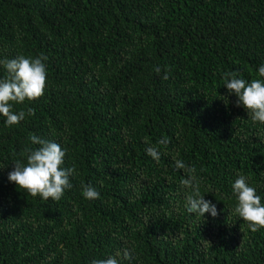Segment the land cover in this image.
I'll list each match as a JSON object with an SVG mask.
<instances>
[{
  "label": "trees",
  "instance_id": "1",
  "mask_svg": "<svg viewBox=\"0 0 264 264\" xmlns=\"http://www.w3.org/2000/svg\"><path fill=\"white\" fill-rule=\"evenodd\" d=\"M41 54L43 97L13 104L18 125L0 116V264H93L126 248L120 264H264V229L250 231L232 191L243 175L264 204V124L224 86L226 73L260 78L264 0H0V60ZM31 135L76 169L58 202L8 180L39 147ZM164 138L157 162L146 148ZM175 159L195 167L215 218L186 211Z\"/></svg>",
  "mask_w": 264,
  "mask_h": 264
},
{
  "label": "clouds",
  "instance_id": "2",
  "mask_svg": "<svg viewBox=\"0 0 264 264\" xmlns=\"http://www.w3.org/2000/svg\"><path fill=\"white\" fill-rule=\"evenodd\" d=\"M47 57L41 54L36 58L18 56L15 59L0 60L6 70L4 78L0 79V116L5 119L8 127L18 125L25 119L24 111L14 112L13 104L32 103L43 97L47 85V69L45 61ZM157 74L160 68L154 69ZM259 79H253L250 83L237 78V73H226L224 86L229 95L237 97L236 106L243 107L253 122L264 124V65L258 69ZM167 79V74L163 77ZM34 109L28 108L27 115H34ZM32 144L37 148L26 149V163L17 161L14 169L8 174V180L24 190L32 197L39 196L42 200L58 202L66 189L71 188L70 176L75 167L65 168L64 160L66 151L52 141H46L35 135L30 136ZM147 143V140L145 141ZM169 141L164 138L157 142L156 146L149 145L146 153L153 160L159 162L161 158L160 145L167 147ZM175 168L184 170L187 178H183L181 186L188 190L185 196V208L189 214H196L204 218L209 213L213 218L217 216L216 205L204 199L200 193V184L195 175V167L187 166L183 160L175 159ZM232 191L236 197L235 213L246 222L250 231L255 233L264 229V204L254 187L249 186L246 178L239 175L232 185ZM82 195L85 199H99V192L92 186H83ZM119 258V259H118ZM132 251L124 249L105 260L93 261V264H120L121 260L131 261Z\"/></svg>",
  "mask_w": 264,
  "mask_h": 264
}]
</instances>
